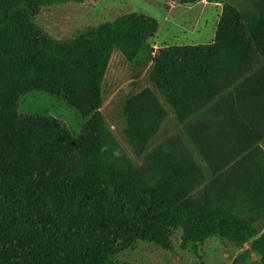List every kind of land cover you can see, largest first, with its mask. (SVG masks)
Listing matches in <instances>:
<instances>
[{
  "label": "trees",
  "instance_id": "1",
  "mask_svg": "<svg viewBox=\"0 0 264 264\" xmlns=\"http://www.w3.org/2000/svg\"><path fill=\"white\" fill-rule=\"evenodd\" d=\"M63 1L0 0V67L6 71L0 80V264H132L117 256L137 242L171 250L178 229L180 247L200 260V244L218 237L237 246L249 243L264 264V229L257 234L255 225L264 214V149L256 146L261 137L244 136L248 145L255 139L254 148L240 160L252 164L241 168L240 192L229 199L213 204L214 180L193 196L191 168L162 147L150 154L149 167L157 175L150 184L99 108L112 49L133 61L149 48L159 22L121 13L72 39L57 40L32 18ZM260 55L264 0L254 1L249 11L225 3L211 42L160 47L149 79L173 99L175 116L183 122L218 96L229 72L250 69ZM32 91L75 109L85 118L79 132L49 115L20 113V99ZM133 107L131 97L125 134L140 151L156 119L154 125L137 124Z\"/></svg>",
  "mask_w": 264,
  "mask_h": 264
},
{
  "label": "rangeland",
  "instance_id": "2",
  "mask_svg": "<svg viewBox=\"0 0 264 264\" xmlns=\"http://www.w3.org/2000/svg\"><path fill=\"white\" fill-rule=\"evenodd\" d=\"M254 1L259 0H199L193 4L178 0H65L43 7L32 21L55 39L69 40L121 13L135 12L155 18L159 27L149 48L133 61H127L118 47L112 49L104 67L99 112L128 158L144 169L150 184L157 179L149 167L150 154L162 147L177 153L191 168L196 185L193 196L214 180L213 204H217L219 198L229 199L240 192L241 168L252 164L251 160L240 158L248 153L247 149L254 148L250 147L256 138L261 137L256 146L264 149V56L260 55L248 70L229 72L218 96L183 122L175 116L173 99L150 81L149 72L154 55L164 45L211 42L223 4L231 3L240 10L249 11ZM5 72V68L0 67V80ZM131 97L134 122L142 126L154 125L156 119V129L140 151L133 148L125 134L131 122L127 112ZM19 112L61 119L74 132H79L85 121L75 109L42 91L25 94L20 99ZM249 132L256 137L248 145L244 136ZM255 225L257 234L262 232L264 214L258 217ZM180 234L179 229L173 231L171 250L137 242L117 258L132 264H261L249 243L237 246L218 237L200 244V260L191 250L180 247Z\"/></svg>",
  "mask_w": 264,
  "mask_h": 264
}]
</instances>
